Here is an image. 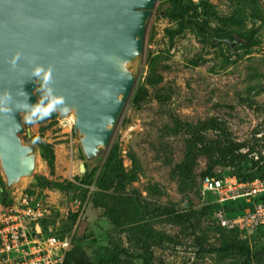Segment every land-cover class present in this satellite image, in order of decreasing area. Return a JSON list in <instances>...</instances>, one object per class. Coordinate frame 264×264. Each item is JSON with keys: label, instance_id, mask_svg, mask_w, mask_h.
<instances>
[{"label": "rangeland", "instance_id": "rangeland-1", "mask_svg": "<svg viewBox=\"0 0 264 264\" xmlns=\"http://www.w3.org/2000/svg\"><path fill=\"white\" fill-rule=\"evenodd\" d=\"M133 70L111 146L92 162L49 101L24 121L44 158L26 191L54 203L56 235H72L65 264H264V229L221 228L202 189L207 173L264 175V0H157ZM219 130L245 147L222 154Z\"/></svg>", "mask_w": 264, "mask_h": 264}, {"label": "water", "instance_id": "water-1", "mask_svg": "<svg viewBox=\"0 0 264 264\" xmlns=\"http://www.w3.org/2000/svg\"><path fill=\"white\" fill-rule=\"evenodd\" d=\"M156 3L0 0V177L9 198L26 190L44 164L24 123L44 109L39 92L51 113L74 119L76 156L88 163L109 149ZM79 170L84 174L86 164Z\"/></svg>", "mask_w": 264, "mask_h": 264}, {"label": "built area", "instance_id": "built-area-1", "mask_svg": "<svg viewBox=\"0 0 264 264\" xmlns=\"http://www.w3.org/2000/svg\"><path fill=\"white\" fill-rule=\"evenodd\" d=\"M202 189L212 196L206 204L217 205L213 216L221 228L237 234L264 229V179L206 175ZM3 192L0 187V264H65L73 239L49 227L54 203L24 190L4 204Z\"/></svg>", "mask_w": 264, "mask_h": 264}, {"label": "trees", "instance_id": "trees-1", "mask_svg": "<svg viewBox=\"0 0 264 264\" xmlns=\"http://www.w3.org/2000/svg\"><path fill=\"white\" fill-rule=\"evenodd\" d=\"M39 95L41 96V99H42V104L43 106L46 108L47 107V103H48V99L46 97L43 96L42 92H39ZM51 116H55L56 114H49ZM219 136L222 138L223 140V144L226 146V148H223L220 150V152L222 154L225 153V151L229 154H234L240 150H242L244 147H245V144L244 143H238V142H233L231 140H229L227 138V136L225 135L224 131L223 130H219ZM44 149V148H43ZM45 151V154H46V149H44ZM46 157V155H45ZM96 175V171H92L90 173H86L81 181V183L84 185L88 184ZM207 175L209 176H215L214 174H211V173H207ZM235 176H237L238 178H240L241 180H254V179H264V175H261L260 173L257 175V176H253V177H248L246 175H242V174H235ZM0 184H2V181L0 180ZM75 195L76 196H79L80 194L77 192H75ZM1 201L6 204L9 202V196L6 192H3L2 194V198H1ZM204 210L205 209H210L212 210L213 214H214V211L216 210L217 208V205L215 204H206V206H204ZM228 210H232L231 208H227ZM237 210V209H235ZM234 249V247H231V248H225L224 250H219L221 252H227V251H230Z\"/></svg>", "mask_w": 264, "mask_h": 264}, {"label": "crops", "instance_id": "crops-1", "mask_svg": "<svg viewBox=\"0 0 264 264\" xmlns=\"http://www.w3.org/2000/svg\"><path fill=\"white\" fill-rule=\"evenodd\" d=\"M29 128V127H28ZM30 129V132H31V136H32V134H34L35 133V130H37V128H36V126H33L32 127V129L31 128H29Z\"/></svg>", "mask_w": 264, "mask_h": 264}, {"label": "clouds", "instance_id": "clouds-1", "mask_svg": "<svg viewBox=\"0 0 264 264\" xmlns=\"http://www.w3.org/2000/svg\"><path fill=\"white\" fill-rule=\"evenodd\" d=\"M18 58H19L18 56L15 57V58L13 59L12 63L15 64V62H16V60H17Z\"/></svg>", "mask_w": 264, "mask_h": 264}, {"label": "flooded vegetation", "instance_id": "flooded-vegetation-1", "mask_svg": "<svg viewBox=\"0 0 264 264\" xmlns=\"http://www.w3.org/2000/svg\"><path fill=\"white\" fill-rule=\"evenodd\" d=\"M90 173V172H87V174Z\"/></svg>", "mask_w": 264, "mask_h": 264}]
</instances>
